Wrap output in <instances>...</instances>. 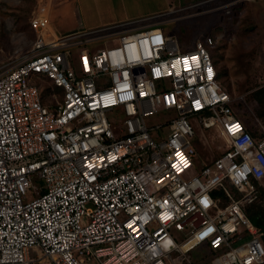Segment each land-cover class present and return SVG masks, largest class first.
<instances>
[{"label":"built area","instance_id":"built-area-1","mask_svg":"<svg viewBox=\"0 0 264 264\" xmlns=\"http://www.w3.org/2000/svg\"><path fill=\"white\" fill-rule=\"evenodd\" d=\"M47 5L0 72V264H187L200 245L209 264H264L243 211L264 178V125L232 111L214 39L180 50L153 26L89 50L49 30ZM190 118L210 130L201 143L218 140L195 175Z\"/></svg>","mask_w":264,"mask_h":264},{"label":"rangeland","instance_id":"rangeland-1","mask_svg":"<svg viewBox=\"0 0 264 264\" xmlns=\"http://www.w3.org/2000/svg\"><path fill=\"white\" fill-rule=\"evenodd\" d=\"M43 1L50 0H0V72L20 60L29 50L33 32L28 26V19ZM176 1L180 8L169 14L173 18L164 24L168 35L175 39L180 50L190 49L196 40L210 35L215 45L219 46L217 49L213 47L212 57L218 65L227 69V92L234 98L230 104L232 111L250 128L254 126L255 119L263 124L256 116L257 106L249 97V92L256 85L264 83V0H207L205 3L202 0ZM55 2L51 16L61 21L67 17V13L60 14L59 4ZM217 4H221V8H215ZM43 86L42 102L46 104L50 97L47 96V86ZM115 111L116 115L112 119L119 121L122 117L120 109L116 108ZM161 117V114H156L145 118V121L153 125L161 122ZM190 122L194 130V136L189 138L194 151L190 175H195L200 167L217 154L215 146L218 140H214L210 148L201 143L202 136H206L210 130L201 128L195 118H190ZM32 182L36 186L42 183L35 178ZM261 185L264 188V180ZM210 214H214V211H210ZM170 233L177 239V232L171 230ZM189 259L187 264H209L210 256L200 245L190 252ZM92 263V260L85 262Z\"/></svg>","mask_w":264,"mask_h":264},{"label":"crops","instance_id":"crops-1","mask_svg":"<svg viewBox=\"0 0 264 264\" xmlns=\"http://www.w3.org/2000/svg\"><path fill=\"white\" fill-rule=\"evenodd\" d=\"M54 1L47 2L49 30L83 33L80 39L86 41L81 46L89 50L98 44L116 43L121 34L147 27L158 26L168 35L164 24L173 18L169 14L180 8L176 0H56L59 13H67L57 21L51 16Z\"/></svg>","mask_w":264,"mask_h":264},{"label":"trees","instance_id":"trees-1","mask_svg":"<svg viewBox=\"0 0 264 264\" xmlns=\"http://www.w3.org/2000/svg\"><path fill=\"white\" fill-rule=\"evenodd\" d=\"M217 49L219 46H214ZM211 49V55H212ZM213 56V55H212ZM214 64L216 67L217 72V79L221 86L227 91L228 86L226 85V75L227 69L223 65H218L216 59H214ZM224 84V85H223ZM249 97L256 103L255 113L256 116L262 120L264 125V83L260 85H256L254 89L249 92ZM261 181H255V188H256V198L253 202L246 204L243 206V211L245 215L250 219V221L259 228L260 231V239L264 245V188L261 185ZM225 186L228 187L229 190L230 186L227 182H223ZM219 195L221 194V190L218 189L216 191ZM210 255V252H207ZM94 264V263H92Z\"/></svg>","mask_w":264,"mask_h":264}]
</instances>
